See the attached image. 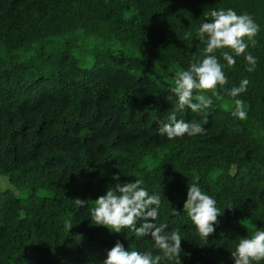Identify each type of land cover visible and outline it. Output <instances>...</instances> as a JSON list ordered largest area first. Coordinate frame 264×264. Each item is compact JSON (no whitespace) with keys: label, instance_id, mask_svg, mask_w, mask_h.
Listing matches in <instances>:
<instances>
[{"label":"trees","instance_id":"16d2710c","mask_svg":"<svg viewBox=\"0 0 264 264\" xmlns=\"http://www.w3.org/2000/svg\"><path fill=\"white\" fill-rule=\"evenodd\" d=\"M221 8L259 25L247 49L255 71L243 56L228 67L218 50L224 99L176 112L175 74L202 58L196 33ZM244 78L247 91L229 97ZM234 99L247 119L232 115ZM174 112L205 131L160 134ZM0 176L9 183L0 190V264H103L117 241L176 264L150 237L91 220L95 199L135 179L162 195L155 223L180 230L181 264H234L239 239L264 229V0H0ZM193 182L222 213L205 240L183 210ZM77 198L89 202L78 207Z\"/></svg>","mask_w":264,"mask_h":264},{"label":"clouds","instance_id":"9594fccd","mask_svg":"<svg viewBox=\"0 0 264 264\" xmlns=\"http://www.w3.org/2000/svg\"><path fill=\"white\" fill-rule=\"evenodd\" d=\"M205 19L208 22H202L196 33L199 40L206 45L202 58L194 57L186 70H180L175 74L171 92L177 98L176 112L183 111L187 106L193 113H199L211 107L213 98L224 99L217 88L227 85L228 78L224 72L225 64H222L216 55L218 50L228 67L235 66V57L243 56L248 65L247 72L251 73L256 68L257 60L247 52V49L249 45L255 47L257 43L255 37L260 27L251 15L247 13L238 15L231 8H221L210 9ZM191 37L190 31L185 33V39ZM249 83L247 78L242 79L239 86L226 89L227 95L232 98L238 97L247 91ZM194 92L198 94L194 96ZM209 92L211 96L204 94ZM193 99L195 103L192 102ZM232 115L240 120L247 119L243 100L234 99ZM204 131L203 126L195 121L186 122L184 119H178L175 112L159 127V133L169 139L185 134L195 136ZM113 179L119 181V176L115 175ZM143 184L142 179H135L134 182H117L109 187L104 195L94 200L91 220L95 225L105 226L115 233L130 229L136 237H150L154 246L163 252L164 258L181 264L178 258L182 251L180 230L166 231L168 228L166 223L159 225L155 223L159 216L162 195L150 193ZM74 202L78 207H83L89 201L77 198ZM183 210H186L187 216L204 240L215 231L217 217L222 214L216 206L215 199L206 194L197 182L188 186ZM179 214L176 209L171 208V215ZM138 218L144 222L136 228ZM149 220L153 222H148ZM72 226L71 221H65L67 231ZM231 257L234 264H258L264 261V229L257 228L250 237L240 238L235 251L231 252ZM161 259V255H153L152 251L125 250L117 241L107 251L103 264H160Z\"/></svg>","mask_w":264,"mask_h":264},{"label":"rangeland","instance_id":"374dc122","mask_svg":"<svg viewBox=\"0 0 264 264\" xmlns=\"http://www.w3.org/2000/svg\"><path fill=\"white\" fill-rule=\"evenodd\" d=\"M9 187V183L5 177L0 176V190H4Z\"/></svg>","mask_w":264,"mask_h":264}]
</instances>
